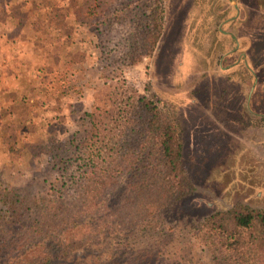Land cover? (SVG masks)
<instances>
[{"label":"rangeland","instance_id":"rangeland-1","mask_svg":"<svg viewBox=\"0 0 264 264\" xmlns=\"http://www.w3.org/2000/svg\"><path fill=\"white\" fill-rule=\"evenodd\" d=\"M93 3L92 15L83 16L94 31L91 42L58 48L64 59H52L51 70L40 73L43 81L63 73L60 87L53 86L59 92L17 100L0 115V194L65 179L51 167L49 149L76 134L80 117L98 105L94 82L109 75L112 87L122 76L133 81L180 124L184 168L194 185L169 214L180 236L237 202L264 208V0H162L154 51L123 71L119 59L134 48L131 8L122 0ZM38 75L32 70L33 83ZM94 155L100 157L98 149ZM75 194L67 184L64 196ZM187 242L193 264H210V252L191 237Z\"/></svg>","mask_w":264,"mask_h":264},{"label":"trees","instance_id":"trees-1","mask_svg":"<svg viewBox=\"0 0 264 264\" xmlns=\"http://www.w3.org/2000/svg\"><path fill=\"white\" fill-rule=\"evenodd\" d=\"M122 4L131 8L134 48L119 59L121 71L152 54L163 26L162 0ZM108 76L94 82L98 105L76 134L49 149L65 179L0 194V264H193L189 237L210 264H264V208L237 202L189 224V237L177 233L169 214L194 191L180 124L133 81L122 76L112 87ZM60 78L54 72L40 88L58 93Z\"/></svg>","mask_w":264,"mask_h":264},{"label":"crops","instance_id":"crops-1","mask_svg":"<svg viewBox=\"0 0 264 264\" xmlns=\"http://www.w3.org/2000/svg\"><path fill=\"white\" fill-rule=\"evenodd\" d=\"M93 1L0 0V115L17 100L27 104L44 99L40 73L51 70L52 59H64L58 48H81L82 38L91 42L94 31L85 28L83 16L92 15L87 10ZM34 69L39 74L35 83Z\"/></svg>","mask_w":264,"mask_h":264}]
</instances>
